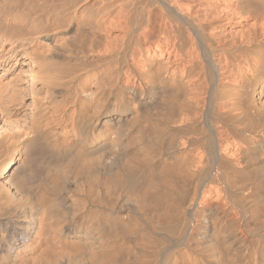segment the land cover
Returning a JSON list of instances; mask_svg holds the SVG:
<instances>
[{"label": "bare ground", "instance_id": "bare-ground-1", "mask_svg": "<svg viewBox=\"0 0 264 264\" xmlns=\"http://www.w3.org/2000/svg\"><path fill=\"white\" fill-rule=\"evenodd\" d=\"M0 264H264V0H0Z\"/></svg>", "mask_w": 264, "mask_h": 264}, {"label": "rangeland", "instance_id": "rangeland-1", "mask_svg": "<svg viewBox=\"0 0 264 264\" xmlns=\"http://www.w3.org/2000/svg\"><path fill=\"white\" fill-rule=\"evenodd\" d=\"M110 81H111V79H110ZM187 113H189V115H188ZM187 113H186V114H185V113H182V114H184V115H188V116L180 115L181 118H182V117L187 118V117H189V116H193V113H192V114H191V112H187Z\"/></svg>", "mask_w": 264, "mask_h": 264}]
</instances>
